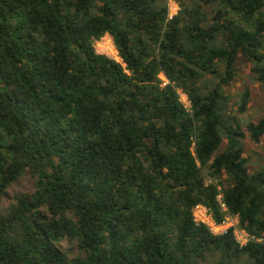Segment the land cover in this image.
Instances as JSON below:
<instances>
[{
    "label": "trees",
    "instance_id": "1",
    "mask_svg": "<svg viewBox=\"0 0 264 264\" xmlns=\"http://www.w3.org/2000/svg\"><path fill=\"white\" fill-rule=\"evenodd\" d=\"M177 1L0 0V199L34 181L0 212V264H264V169L242 145L264 115L245 132L250 91L226 96L240 59L264 88V0ZM106 35L121 63L96 53ZM199 205L255 239L213 235Z\"/></svg>",
    "mask_w": 264,
    "mask_h": 264
},
{
    "label": "rangeland",
    "instance_id": "2",
    "mask_svg": "<svg viewBox=\"0 0 264 264\" xmlns=\"http://www.w3.org/2000/svg\"><path fill=\"white\" fill-rule=\"evenodd\" d=\"M166 3L169 8V16H175L180 12L181 8L179 7L177 0H166ZM94 47H96L95 43ZM118 55V52L113 53V58L117 60V62L121 63V59L118 57ZM251 68L252 66L250 63H248L246 60L240 59L236 65L235 80L232 85L226 89L228 104L232 110L237 109L236 107L240 102L242 94L246 90L250 91V103L248 110L244 114L237 113L240 126L245 132L247 124L257 122L264 115V88L253 79ZM160 78L163 81V75H161ZM187 98L188 97L182 93V103L185 102ZM226 145L227 142L224 141L220 151L225 150ZM242 145L244 148V156L249 159L248 168L250 172L254 173L260 169H264V138L260 143L257 144L247 137L246 139L242 140ZM33 185L34 181L29 175H25L20 180H18L8 189L6 196L0 199V212L7 213L9 206L14 204L16 195L32 194L34 192ZM226 217H228V214H226L225 218ZM231 224H233L238 231L246 232L240 228L239 223L237 224L235 219L232 223H229L228 226ZM246 234L248 233L246 232ZM238 239H240L243 244L249 241L245 240V238L241 239V236H238ZM60 249L63 252H67L71 258L75 254V246L69 242H62Z\"/></svg>",
    "mask_w": 264,
    "mask_h": 264
},
{
    "label": "built area",
    "instance_id": "3",
    "mask_svg": "<svg viewBox=\"0 0 264 264\" xmlns=\"http://www.w3.org/2000/svg\"><path fill=\"white\" fill-rule=\"evenodd\" d=\"M172 17L173 16H170V18H172ZM106 37H108V38H106ZM95 44H96L95 50H96L97 54L104 55V56H106L112 60H115L113 58V53H117V50H116V47L114 45L113 39L109 35H106L101 40L96 41ZM118 57H119V55H118ZM115 61H117V60H115ZM163 81H164V85H166L168 83L167 79L164 76H163ZM180 95L182 97V93H180ZM183 104L188 111L191 109V104H190V101L188 100V98L185 100V102H183ZM222 199H223L222 195H220L218 197V200H219L222 211L226 213L227 208L224 205ZM193 217H194V220L197 224H203V225L207 226L213 235H225L226 233H228V231L230 229H233L235 239L241 247L246 246L249 241L255 239V238L251 237L249 234H246V232H244V231H238L233 224L228 226L229 223H232L234 219L236 220L237 224L239 223V220L236 216H232V215L228 214V217H226L225 220L221 224H217L214 221L210 211L206 207L199 205L193 209ZM238 236H241V239L245 238V240H249V241L246 242L245 244H243L240 241V239H238Z\"/></svg>",
    "mask_w": 264,
    "mask_h": 264
}]
</instances>
